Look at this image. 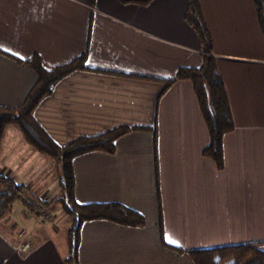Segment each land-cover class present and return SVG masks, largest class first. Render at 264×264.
Masks as SVG:
<instances>
[{"label": "crops", "instance_id": "crops-1", "mask_svg": "<svg viewBox=\"0 0 264 264\" xmlns=\"http://www.w3.org/2000/svg\"><path fill=\"white\" fill-rule=\"evenodd\" d=\"M199 1L234 122L222 169L203 154L209 134L192 83H165L201 63L187 0H0V105H20L36 83L18 59L38 54L62 65L86 52V69L60 80L34 111L47 135L65 145L122 126L151 128L119 137L114 154L73 159L78 203L118 202L145 220L85 221L79 264H195L185 251L250 242L264 250V35L254 0ZM0 173L48 204L60 191L52 161L15 126L0 143ZM12 215L14 230L0 223V264H66L61 223L28 224L30 249L20 253L23 224Z\"/></svg>", "mask_w": 264, "mask_h": 264}, {"label": "trees", "instance_id": "trees-1", "mask_svg": "<svg viewBox=\"0 0 264 264\" xmlns=\"http://www.w3.org/2000/svg\"><path fill=\"white\" fill-rule=\"evenodd\" d=\"M145 3L149 0H127ZM258 21L264 35V0H254ZM185 20L195 30L200 45L201 63L198 67H180L174 79L166 80L170 85L175 80H189L198 100L204 118L209 143L203 154L211 158L218 169L223 168V136L234 129V122L222 77L219 73L212 38L202 14L199 0H187ZM86 52L69 63L49 65L38 54L17 60L32 68L37 74L36 83L29 90L24 101L15 107L0 105V143L8 126H15L28 144L48 157L54 164L60 195L57 201L72 221L66 232V264H79L81 225L88 220L103 219L113 223L142 227L144 217L137 211L118 202L81 204L75 199L73 159L81 154L100 151L114 154L116 140L135 130H149V127L122 126L93 136H82L65 144L55 143L34 117L38 104L50 95L55 85L68 74L85 66ZM153 129V128H152ZM154 130V129H153ZM20 202L31 213L35 206L48 203L34 197L28 186L14 175L0 173V223L8 224L13 230L15 223H8L14 204ZM163 245L178 253L184 252L163 242ZM195 264H264V250L259 243H244L210 249L185 251Z\"/></svg>", "mask_w": 264, "mask_h": 264}, {"label": "rangeland", "instance_id": "rangeland-1", "mask_svg": "<svg viewBox=\"0 0 264 264\" xmlns=\"http://www.w3.org/2000/svg\"><path fill=\"white\" fill-rule=\"evenodd\" d=\"M60 195V191H59V194L58 196L48 205L44 206V208L50 212V214L52 215V219L54 218V221H58V223H61V225L57 226L58 227V234L57 236L59 238H63V239H66V232H67V229L68 227L70 226L71 224V221H72V217L70 214L66 213L65 210L63 209V207L60 205V203L57 201L58 197ZM43 207V206H42ZM21 209V205L19 202H16L14 204V209L12 211V217L14 216L13 219L16 220V222L18 223V225H22L23 224V228H25L28 224H29V221H25L21 215H19V210ZM16 214V215H15ZM53 214H55V216H53ZM51 219V220H52ZM44 221H48V220H44ZM50 221V220H49ZM20 230V229H19ZM19 232V231H18ZM17 237H18V234H17ZM18 243L20 242V239L18 237Z\"/></svg>", "mask_w": 264, "mask_h": 264}, {"label": "built area", "instance_id": "built-area-1", "mask_svg": "<svg viewBox=\"0 0 264 264\" xmlns=\"http://www.w3.org/2000/svg\"><path fill=\"white\" fill-rule=\"evenodd\" d=\"M52 215L41 205L35 206L33 211L28 214L27 221L29 224L39 220H51ZM18 237L20 242L16 244L15 249L20 253H26L30 249V240H29V229L28 227L21 228L18 232Z\"/></svg>", "mask_w": 264, "mask_h": 264}, {"label": "snow or ice", "instance_id": "snow-or-ice-1", "mask_svg": "<svg viewBox=\"0 0 264 264\" xmlns=\"http://www.w3.org/2000/svg\"><path fill=\"white\" fill-rule=\"evenodd\" d=\"M166 240H169L170 238L167 236V235H165V237H164ZM172 243H175V241H171Z\"/></svg>", "mask_w": 264, "mask_h": 264}]
</instances>
